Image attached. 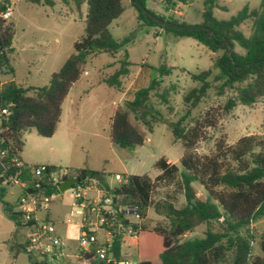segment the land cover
Here are the masks:
<instances>
[{
    "label": "trees",
    "instance_id": "16d2710c",
    "mask_svg": "<svg viewBox=\"0 0 264 264\" xmlns=\"http://www.w3.org/2000/svg\"><path fill=\"white\" fill-rule=\"evenodd\" d=\"M11 0H0V15L10 9ZM33 5L54 7L53 0H26ZM63 6L60 15L68 16L79 10L82 3L87 6L84 19L83 35L73 44V52L65 60L61 68L54 72L45 86L18 85L8 81L0 86V107L11 104L9 119V139L12 147L18 152L22 149V135L33 129L38 136L51 137L60 121L61 105L70 88L79 81L84 73L88 58L97 54L115 55L122 44L111 36L108 27L123 12L120 0H59ZM70 1L72 6H70ZM145 8L147 0H137ZM184 7L195 0H177ZM220 0H204L202 22L191 30H175L156 24L147 13H144L131 0L137 11V19L145 24H154L164 31H172L178 36L190 37L209 51L222 53L213 60V69L218 71L217 79L221 83L216 86L217 95L222 96L227 90L233 92L222 107L208 109L201 116L191 118L192 111L208 96L213 88L211 70L192 75L198 86L187 92L183 98L184 113L176 121H170L156 108L151 97L158 99L170 112V93L175 86L171 85L159 91L161 81L153 78L147 87L133 93L130 100L118 105L110 122V139L112 144L122 150H133L141 146L147 133L152 132L157 124L166 125L175 141H179L184 153L179 160L180 169L168 160L160 159L155 167L159 175L151 180L147 175H124L121 183L109 186L102 181L97 182L101 190L110 195L118 206L135 207L141 219L151 207L155 214L167 221V227L147 229L141 225V234L136 240L137 264H264L262 256L252 255L253 237L248 226L254 221L264 218V128L260 135H246L234 144H228L223 138L214 146L212 155H198L195 146L206 140V131L215 129L219 120L228 114L237 104L252 106L258 99L264 100V0L259 7L243 9L228 20L218 21L213 17V9ZM168 6L175 4L166 0ZM146 9V8H145ZM74 10V11H73ZM157 19L176 23L168 18L160 17L146 9ZM251 21V32L247 37L239 27ZM206 28L215 35L206 39ZM14 36L13 24L0 17V77L12 74L10 55ZM230 45L229 55L223 42ZM237 47L239 51L235 49ZM129 63L126 59L120 62L117 71L102 82L115 90L122 89V79L129 74ZM159 75H168L164 66L156 68ZM46 173L63 171L61 167L47 166ZM37 166L25 167L18 173L20 180L35 182L33 169ZM63 180L69 177L79 178L85 174L93 179V172L88 170L65 169ZM70 172V173H69ZM101 175V174H100ZM179 175V187L183 193L184 204L176 207L170 200L152 202L151 194L156 182L173 183ZM197 184L205 195H199L194 188ZM58 185L40 183L37 192L44 196L59 193ZM6 189L0 188V203L5 216L15 227L32 226L34 221L24 220L20 212L3 201ZM117 220L123 215L116 214ZM128 224L127 221H123ZM224 225L222 231H215L211 224ZM200 225L206 230L202 238L178 239L192 232ZM31 264H79L62 258L50 263L27 250L26 242L20 245ZM113 252L119 254V241L113 242ZM262 252L264 246L262 244Z\"/></svg>",
    "mask_w": 264,
    "mask_h": 264
},
{
    "label": "rangeland",
    "instance_id": "374dc122",
    "mask_svg": "<svg viewBox=\"0 0 264 264\" xmlns=\"http://www.w3.org/2000/svg\"><path fill=\"white\" fill-rule=\"evenodd\" d=\"M53 1L55 5L52 8L33 5L26 0L10 1L11 15L8 21L13 24L14 36L11 44L13 52L9 58L13 73L0 77V86L8 81L25 86H45L51 75L61 68L73 52V44L84 32L87 6L82 3L79 10L62 16V4L59 0ZM120 1L123 12L110 23L108 30L118 43L126 41L113 56L97 54L88 58L84 73L70 88L62 102L61 122L57 124L55 136L53 134L49 138H43L33 129L23 133V145L19 154L23 164L40 166L42 162H51L52 166L63 169L60 171L62 174L66 173L65 169L71 168L70 164L85 162L91 169L97 170L102 175V182L109 186L117 185V180H122L125 174L147 175L154 180L160 173L155 167V163L160 159L168 160L180 169L179 160L184 148L179 141L174 140L171 130L164 124L155 125L152 132L147 133L144 143L133 150H122L112 144L110 121L114 108L124 101H119L123 91L110 88L101 80L111 77L123 59L130 65L128 76L122 79L123 86L129 89L127 97H131L136 90L147 87L153 78L161 81L159 91L171 85L175 86L169 97L172 108L170 112L166 106L158 104L157 98L151 97L156 108L170 121H176L183 115L185 94L198 86L192 80V75L211 70L210 81L214 87L208 91L207 98L192 111L190 119L201 116L208 109L222 107L225 101L233 96L230 90L218 96L215 88L221 81L217 79L218 71L213 69V60L222 51L213 53L190 37L178 36L154 24L142 23L137 19L138 13L131 0ZM170 1L175 6H168V10L166 0H147L145 8L176 23L192 27L201 24L204 0H195L187 7L177 0ZM260 3L261 0H220L217 8L212 11L213 17L218 21L228 20L244 6L252 9L259 7ZM239 29L248 37L251 21H247ZM235 49L239 51L237 47ZM160 66L168 69L169 74L159 75L156 68ZM91 88L92 92L87 95ZM263 128V99H258L249 107L237 104L219 120L215 129L206 131V140L196 144L195 152L201 156L212 155L219 139L223 138L232 145L243 136L260 135ZM63 133H72L75 138L63 139L62 142ZM178 181L179 175L170 184L156 182L151 194L152 202L165 199L172 201L176 207L182 206L184 197ZM193 186L199 195H205L201 187L197 184ZM22 195L19 189L6 190L3 201L15 212H19V199ZM37 195L41 198L44 196L41 192H37ZM52 196L48 208L40 211L38 216L48 215L57 235L65 245L68 244L75 250L78 241L76 227L63 224L72 209L71 191L59 192ZM141 223L147 229L167 227L168 224L166 219L155 214L151 207L147 209L146 217ZM211 226L215 231L224 229V225L219 223H212ZM247 229L254 239L252 255L262 256L264 218L254 221ZM29 230L26 226L15 227L3 213L0 203V264H31L26 253L16 252L19 249L15 246L23 241ZM205 230L206 226L200 225L180 237L178 242L202 238ZM124 243L126 247L131 246V253L136 256V241L125 238ZM65 249L64 246L63 252Z\"/></svg>",
    "mask_w": 264,
    "mask_h": 264
},
{
    "label": "built area",
    "instance_id": "2783aa9c",
    "mask_svg": "<svg viewBox=\"0 0 264 264\" xmlns=\"http://www.w3.org/2000/svg\"><path fill=\"white\" fill-rule=\"evenodd\" d=\"M10 15L11 12L8 9L0 17L9 19ZM10 116L11 104L0 107V187L6 190L19 189L23 193L19 199V212L25 222L34 221L32 226H26L30 229L26 239L27 250L41 258H46L50 263H56L65 256L62 250L65 243L56 234L53 222L36 218L38 211L48 208L53 196L41 198L37 195V189L43 179L48 181L47 184L58 185L63 181L65 173L55 171L46 173L47 167L40 165L33 169L34 183L18 178L17 175L25 164L12 147L8 136ZM122 180L118 179V184ZM28 189L34 192L28 193ZM70 191L72 209L64 222L66 225L75 226L78 230L76 262L79 264H132L123 252V247L125 238L136 241L141 234L143 219L140 218L136 208L116 205L110 195H106L87 181L84 184L74 185ZM91 191L95 192L96 196L89 197L88 194ZM117 213L123 215L122 220L116 219ZM123 221H127L128 224H124ZM116 239L119 241L118 256L113 252V242Z\"/></svg>",
    "mask_w": 264,
    "mask_h": 264
},
{
    "label": "crops",
    "instance_id": "0c3cea01",
    "mask_svg": "<svg viewBox=\"0 0 264 264\" xmlns=\"http://www.w3.org/2000/svg\"><path fill=\"white\" fill-rule=\"evenodd\" d=\"M101 82H102V80H101ZM92 90H93V88H91V90H90V92H88L87 93V95H89L91 92H92ZM122 91H123V95L120 97V99H119V101L120 100H130L131 98H132V96H133V94H132V96L131 97H127L126 95H127V93H128V91H129V89L128 88H125L124 86H123V84H122V89H121ZM134 93V92H133ZM123 97V98H122ZM118 105H120V104H117V106ZM117 106H116V108H117ZM116 108H114V110H113V114H114V112H115V110H116ZM61 117H62V110H61ZM61 117H60V122H61ZM113 117V116H112ZM111 122V121H110ZM53 136H55V133H54V135ZM61 137H62V140L61 139H59V140H61L62 142H63V139L64 140H73L75 137H74V135L72 134V133H67V134H61ZM56 140V139H55ZM56 142V141H55ZM61 142V143H62ZM170 163H172V162H170ZM40 165H47V166H52V164H51V162H42ZM122 166V168L124 169V167H123V165H121ZM69 167H71V168H69L71 171H73V170H88V171H91V172H93V173H97V174H99L100 175V173L99 172H97V170H94V169H91L85 162H79V164H70V166ZM122 169V170H123ZM116 176H117V174H115ZM125 175H130V174H125ZM159 175V174H158ZM101 176V178H102V175H100ZM151 179V178H150ZM103 180V178L101 179V181ZM151 180H153V179H151ZM87 182L89 183V184H91V185H93L94 187H96L97 189H100L101 190V188L99 187V185H98V183L97 182H99V181H97V180H95L94 178H93V180H91V179H87ZM118 180H117V184H118ZM91 194H93V195H91ZM89 197H94V196H96V193L95 192H89ZM39 212L40 211H38L37 213H36V218L37 219H39V220H49V221H51L50 220V218H49V216L48 215H45L44 217H39L38 216V214H39ZM63 224H65V222H63ZM66 225V224H65ZM77 230V229H76ZM77 233H78V230H77ZM29 234V233H28ZM28 234L24 237V239H23V241L22 242H20V243H17L15 246H16V248H18L19 250H17L16 252H19V251H23L22 249H21V247H20V245H23L25 242H26V239H27V236H28ZM57 234V233H56ZM9 241H7V243H8ZM22 243V244H21ZM65 247H66V251H64V257H62V258H65V259H69V260H71V261H75L76 262V248H75V250H73L72 248H71V246H69L68 244H66L65 245ZM123 252L126 254V256H127V259H129L130 261H131V263L132 264H137V261H136V256H133V254L131 253V246H128V247H126V246H124L123 247ZM61 258V259H62ZM132 261H134V262H132Z\"/></svg>",
    "mask_w": 264,
    "mask_h": 264
},
{
    "label": "water",
    "instance_id": "95a60500",
    "mask_svg": "<svg viewBox=\"0 0 264 264\" xmlns=\"http://www.w3.org/2000/svg\"><path fill=\"white\" fill-rule=\"evenodd\" d=\"M135 4L138 6L139 9H141L144 13H147L148 17H150L156 24L160 25V26H167V27H170L171 29H175V30H191L193 28H203L201 26H195V27H192V26H187V25H177V24H174V23H170V22H166V21H163V20H160V19H157L155 16H153L151 13H148L146 11V9L138 3L137 0H135ZM206 31H207V35H206V39L209 38V36H213V38H215V35L212 33V31L208 30L206 28ZM223 44L226 45L227 47V55H229V51H230V45L224 41ZM86 175L83 174L81 175V177L79 178H76V177H69V178H66L65 180L61 181L58 186H57V189L59 192H65L67 190H71L73 188L74 185L80 183L81 180L85 179ZM93 178L97 181H101V176L97 173H94L93 174ZM46 184L48 183L47 180L44 181ZM28 193H33L34 190L32 189H28L27 190ZM114 202V200H113ZM116 208V207H114Z\"/></svg>",
    "mask_w": 264,
    "mask_h": 264
}]
</instances>
